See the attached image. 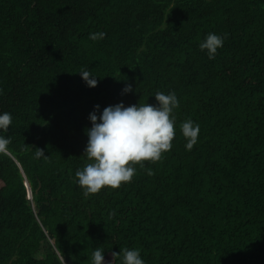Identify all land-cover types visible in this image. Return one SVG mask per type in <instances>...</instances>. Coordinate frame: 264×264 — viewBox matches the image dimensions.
Listing matches in <instances>:
<instances>
[{"label": "trees", "instance_id": "16d2710c", "mask_svg": "<svg viewBox=\"0 0 264 264\" xmlns=\"http://www.w3.org/2000/svg\"><path fill=\"white\" fill-rule=\"evenodd\" d=\"M208 33L227 34L211 60ZM157 91L179 100L171 150L85 196L89 114ZM3 112L0 264H92L96 248L107 264L124 248L145 264H264V0H0Z\"/></svg>", "mask_w": 264, "mask_h": 264}, {"label": "clouds", "instance_id": "9594fccd", "mask_svg": "<svg viewBox=\"0 0 264 264\" xmlns=\"http://www.w3.org/2000/svg\"><path fill=\"white\" fill-rule=\"evenodd\" d=\"M105 37L106 33L99 31L90 33L88 38L99 41ZM226 38L227 34L208 33L199 48L207 52L210 60L214 59ZM77 74L87 87H97L98 77L89 70L82 69ZM123 92H133L132 86L127 85ZM152 97L157 102L155 105L138 103L126 107L121 102L105 107L102 112L96 105L89 114L91 128L85 130L88 142L84 156L90 162L75 172L76 184L85 196L102 188H119L132 180L136 173L134 165L140 164L143 168L142 161L156 162L171 150L176 123L173 111L179 107V100L174 92L157 91ZM11 123L9 112L0 113V132L6 133ZM180 130L186 139L185 148L190 151L197 142L200 127L189 119L180 125ZM11 142V137L0 134V153L6 152ZM34 154L37 159L47 158L40 149H35ZM147 174H152L151 169ZM113 256H122L121 264H145L139 249L124 248ZM91 259L92 264H107L100 248L93 251Z\"/></svg>", "mask_w": 264, "mask_h": 264}, {"label": "water", "instance_id": "95a60500", "mask_svg": "<svg viewBox=\"0 0 264 264\" xmlns=\"http://www.w3.org/2000/svg\"><path fill=\"white\" fill-rule=\"evenodd\" d=\"M27 185H28V184H27ZM28 187H29V185H28ZM31 195H32V194L29 195V197H28L29 199H31V197H32ZM66 264H73V262H72V261H69V260H66Z\"/></svg>", "mask_w": 264, "mask_h": 264}, {"label": "rangeland", "instance_id": "374dc122", "mask_svg": "<svg viewBox=\"0 0 264 264\" xmlns=\"http://www.w3.org/2000/svg\"><path fill=\"white\" fill-rule=\"evenodd\" d=\"M32 198V197H31Z\"/></svg>", "mask_w": 264, "mask_h": 264}]
</instances>
